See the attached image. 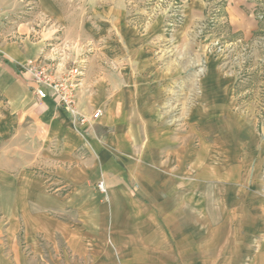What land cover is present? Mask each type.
Returning <instances> with one entry per match:
<instances>
[{"label": "crops", "instance_id": "crops-1", "mask_svg": "<svg viewBox=\"0 0 264 264\" xmlns=\"http://www.w3.org/2000/svg\"><path fill=\"white\" fill-rule=\"evenodd\" d=\"M41 55L43 44L24 31L0 36V264L223 259V208L239 196L264 207V138L255 126L211 121L217 113L198 106L168 124L159 73L89 70L77 90L80 124L33 93L23 66ZM210 79L222 96L213 89L208 99L228 98L230 84Z\"/></svg>", "mask_w": 264, "mask_h": 264}, {"label": "rangeland", "instance_id": "rangeland-1", "mask_svg": "<svg viewBox=\"0 0 264 264\" xmlns=\"http://www.w3.org/2000/svg\"><path fill=\"white\" fill-rule=\"evenodd\" d=\"M0 13V36L38 39V58L60 75L75 67L80 80L86 70L159 73L168 124L198 106L217 113L211 121L245 120L264 138V0H10ZM207 77L230 84L229 97L208 99L205 92L222 94ZM261 171L264 192V164ZM238 199L219 213L228 244L217 246L225 252L215 264H264V207Z\"/></svg>", "mask_w": 264, "mask_h": 264}, {"label": "built area", "instance_id": "built-area-1", "mask_svg": "<svg viewBox=\"0 0 264 264\" xmlns=\"http://www.w3.org/2000/svg\"><path fill=\"white\" fill-rule=\"evenodd\" d=\"M6 19V15L0 13V24ZM24 72L30 76L33 82L32 91L40 99H50L56 106L62 107L72 118L80 124L87 118L78 110L77 88L81 72L77 67L71 68L66 74L60 75L51 63L41 58L27 62L23 66ZM100 110L95 112L98 115ZM97 188L104 191L102 182L97 183Z\"/></svg>", "mask_w": 264, "mask_h": 264}]
</instances>
